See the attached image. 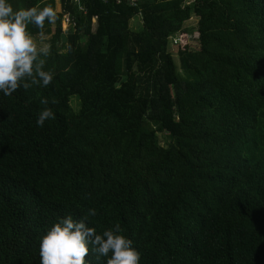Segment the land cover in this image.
I'll use <instances>...</instances> for the list:
<instances>
[{
    "label": "trees",
    "instance_id": "1",
    "mask_svg": "<svg viewBox=\"0 0 264 264\" xmlns=\"http://www.w3.org/2000/svg\"><path fill=\"white\" fill-rule=\"evenodd\" d=\"M9 2L56 15L28 26L50 36L51 83L0 94V264H39L46 229L88 208L139 264H264V0Z\"/></svg>",
    "mask_w": 264,
    "mask_h": 264
},
{
    "label": "clouds",
    "instance_id": "2",
    "mask_svg": "<svg viewBox=\"0 0 264 264\" xmlns=\"http://www.w3.org/2000/svg\"><path fill=\"white\" fill-rule=\"evenodd\" d=\"M52 7L45 6L14 10L9 0H0V94L10 96L18 88L27 89L32 84L46 88L53 74L43 70L49 55L47 44H38L28 31V26L43 28L45 20L55 19ZM47 105L46 98H40ZM54 112L45 106L39 110L35 124L43 127L46 120L54 119ZM97 215L95 208H88L83 218L77 220L71 213L56 219L40 236L39 264H89L90 254L104 258V264H139L141 253L133 241L121 234L118 224L97 232L85 223Z\"/></svg>",
    "mask_w": 264,
    "mask_h": 264
},
{
    "label": "rangeland",
    "instance_id": "3",
    "mask_svg": "<svg viewBox=\"0 0 264 264\" xmlns=\"http://www.w3.org/2000/svg\"><path fill=\"white\" fill-rule=\"evenodd\" d=\"M187 0H181V6L182 8L184 7V5L186 4ZM59 4V0H55V5L58 6ZM139 18L134 17L131 21H130V26L132 28L137 27V25L139 24ZM196 23H197V17L194 16V14H191V16L186 19L185 21H183L182 23V28L181 30H179L178 32H176V34H178L179 32H181L182 30H186V41H187V45L188 47H190L191 49H196L198 47L197 45V32H196ZM62 25V24H61ZM95 25V19H92V28H94ZM62 29H64V31H67L68 28L66 26V24L61 26ZM175 34V35H176ZM174 36V35H172ZM49 35H33V38L35 40V42L39 45L41 44H47L49 46ZM82 41L84 40V36H82ZM167 50H169V52L172 54V57L176 63V65H178V56H177V48L176 45L173 44L172 41H170L168 39V44H167ZM72 101H74L76 99V96H72L71 97ZM74 105V103H73ZM75 108L77 106H74Z\"/></svg>",
    "mask_w": 264,
    "mask_h": 264
},
{
    "label": "built area",
    "instance_id": "4",
    "mask_svg": "<svg viewBox=\"0 0 264 264\" xmlns=\"http://www.w3.org/2000/svg\"><path fill=\"white\" fill-rule=\"evenodd\" d=\"M76 1H78V0H76ZM101 1L103 3H107L110 0H101ZM113 1H115L116 3H120L123 0H113ZM126 1L130 5H135V2H136V0H126ZM78 5H80V4L78 3ZM61 24L62 25L66 24L68 30H70V29H72L74 27V21L70 18V16L68 14L63 15ZM62 31L63 32H67V31H64V29H62ZM180 38H181V33L179 32L178 34H176V35L171 37V41L173 42V44L177 45L179 43V41H180Z\"/></svg>",
    "mask_w": 264,
    "mask_h": 264
}]
</instances>
